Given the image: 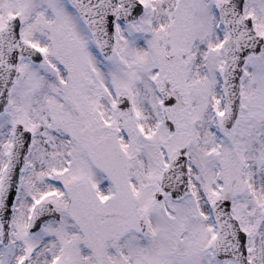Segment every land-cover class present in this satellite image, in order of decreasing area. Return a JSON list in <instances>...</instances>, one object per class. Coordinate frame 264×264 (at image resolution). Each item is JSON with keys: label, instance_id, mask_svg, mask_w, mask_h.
<instances>
[{"label": "snow or ice", "instance_id": "snow-or-ice-1", "mask_svg": "<svg viewBox=\"0 0 264 264\" xmlns=\"http://www.w3.org/2000/svg\"><path fill=\"white\" fill-rule=\"evenodd\" d=\"M0 264H264V0H0Z\"/></svg>", "mask_w": 264, "mask_h": 264}]
</instances>
